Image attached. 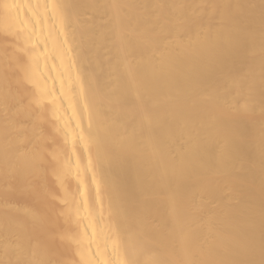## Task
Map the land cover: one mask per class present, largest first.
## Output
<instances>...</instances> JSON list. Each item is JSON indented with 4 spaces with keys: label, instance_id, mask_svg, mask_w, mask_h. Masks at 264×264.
<instances>
[{
    "label": "bare ground",
    "instance_id": "6f19581e",
    "mask_svg": "<svg viewBox=\"0 0 264 264\" xmlns=\"http://www.w3.org/2000/svg\"><path fill=\"white\" fill-rule=\"evenodd\" d=\"M0 264H264V0H0Z\"/></svg>",
    "mask_w": 264,
    "mask_h": 264
}]
</instances>
